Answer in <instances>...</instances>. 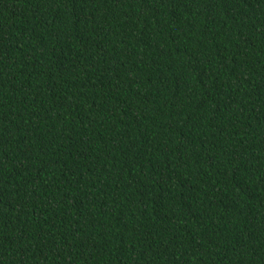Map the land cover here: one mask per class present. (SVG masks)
Wrapping results in <instances>:
<instances>
[{
  "label": "trees",
  "instance_id": "obj_1",
  "mask_svg": "<svg viewBox=\"0 0 264 264\" xmlns=\"http://www.w3.org/2000/svg\"><path fill=\"white\" fill-rule=\"evenodd\" d=\"M0 264H264V0H0Z\"/></svg>",
  "mask_w": 264,
  "mask_h": 264
}]
</instances>
